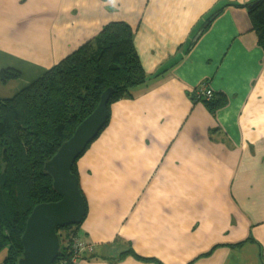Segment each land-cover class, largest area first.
Here are the masks:
<instances>
[{"label":"crops","instance_id":"obj_1","mask_svg":"<svg viewBox=\"0 0 264 264\" xmlns=\"http://www.w3.org/2000/svg\"><path fill=\"white\" fill-rule=\"evenodd\" d=\"M219 1L0 0V73H19L0 99L112 22L149 76L76 162L92 247L77 264H264L263 51L242 8L200 32ZM204 81L226 99L214 114L192 99Z\"/></svg>","mask_w":264,"mask_h":264},{"label":"trees","instance_id":"obj_2","mask_svg":"<svg viewBox=\"0 0 264 264\" xmlns=\"http://www.w3.org/2000/svg\"><path fill=\"white\" fill-rule=\"evenodd\" d=\"M227 8L246 10L264 62V0H250L244 5L220 0L202 18L200 32L207 31ZM193 46L189 44V49ZM18 77L19 73L11 69L0 73L2 84ZM148 80L133 45L132 29L124 22H112L17 94L0 99V254H4V264H16L21 257V236L33 208L60 199L53 191L51 178L43 171L45 162L73 135L97 107L102 93L110 88L106 123L72 164L71 173L77 178L76 162L106 127L110 106L132 98L131 90L146 85ZM203 102L214 114L225 106L226 99L213 93L209 101ZM84 205L85 217V200ZM81 222L56 230L60 248L53 264H71L73 240H81L77 235Z\"/></svg>","mask_w":264,"mask_h":264},{"label":"water","instance_id":"obj_3","mask_svg":"<svg viewBox=\"0 0 264 264\" xmlns=\"http://www.w3.org/2000/svg\"><path fill=\"white\" fill-rule=\"evenodd\" d=\"M111 95L110 88L102 93L94 111L77 126L56 154L45 162L43 171L51 178L53 191L60 199L33 208L21 236L23 250L16 264H53L60 248L56 230L77 225L83 220L84 200L71 167L105 125L106 105Z\"/></svg>","mask_w":264,"mask_h":264},{"label":"built area","instance_id":"obj_4","mask_svg":"<svg viewBox=\"0 0 264 264\" xmlns=\"http://www.w3.org/2000/svg\"><path fill=\"white\" fill-rule=\"evenodd\" d=\"M199 89L197 90V88L195 90L196 93H194V99L197 101H209L211 99V97L213 96V92L210 89L208 83L206 81H204L199 87ZM73 251H74V256L71 258V264H77L79 259L81 258V256L83 255V253H92V247L90 245H87L83 242H81L78 239H74L73 240ZM87 253V254H88ZM62 264H66L65 262H63Z\"/></svg>","mask_w":264,"mask_h":264},{"label":"rangeland","instance_id":"obj_5","mask_svg":"<svg viewBox=\"0 0 264 264\" xmlns=\"http://www.w3.org/2000/svg\"><path fill=\"white\" fill-rule=\"evenodd\" d=\"M3 259H4V254H0V264H4Z\"/></svg>","mask_w":264,"mask_h":264},{"label":"bare ground","instance_id":"obj_6","mask_svg":"<svg viewBox=\"0 0 264 264\" xmlns=\"http://www.w3.org/2000/svg\"><path fill=\"white\" fill-rule=\"evenodd\" d=\"M80 189V188H79ZM80 193H81V191H80Z\"/></svg>","mask_w":264,"mask_h":264},{"label":"clouds","instance_id":"obj_7","mask_svg":"<svg viewBox=\"0 0 264 264\" xmlns=\"http://www.w3.org/2000/svg\"><path fill=\"white\" fill-rule=\"evenodd\" d=\"M82 194V193H81Z\"/></svg>","mask_w":264,"mask_h":264}]
</instances>
